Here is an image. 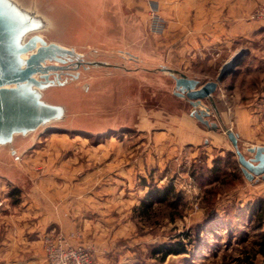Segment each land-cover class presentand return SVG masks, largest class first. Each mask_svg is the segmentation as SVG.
I'll use <instances>...</instances> for the list:
<instances>
[{"label":"rangeland","instance_id":"1","mask_svg":"<svg viewBox=\"0 0 264 264\" xmlns=\"http://www.w3.org/2000/svg\"><path fill=\"white\" fill-rule=\"evenodd\" d=\"M127 2L147 4L150 21L152 7L162 6L159 0ZM260 36L264 40V30ZM250 46L264 49V41ZM242 66L239 76L220 83L218 104L249 156L253 142L264 143V104L253 119L252 67ZM152 79L138 87L145 117L134 115L132 121L139 125L106 133L49 130L36 135L17 159L0 155V258L5 260L9 242L19 238L18 227L26 226L21 237L41 239L42 247L46 234L64 233L72 244L89 249L93 264H264L259 252L264 220L256 217L264 206V180L244 176L224 133L206 135L182 117L166 125L164 111L176 113L183 104L167 89L165 76ZM137 83L125 79L124 91L110 106L136 96ZM104 121L102 113L95 121L98 130L107 126ZM215 162L219 173L211 172ZM169 185L181 199H153L144 214L142 204L152 200L146 198L152 190ZM30 227L44 231L35 235ZM179 242L184 252L162 258L159 248Z\"/></svg>","mask_w":264,"mask_h":264},{"label":"water","instance_id":"2","mask_svg":"<svg viewBox=\"0 0 264 264\" xmlns=\"http://www.w3.org/2000/svg\"><path fill=\"white\" fill-rule=\"evenodd\" d=\"M106 1L117 8L116 0ZM100 5L99 0H0V155L17 159L36 135L49 130L115 131L129 114L130 96L110 106L120 97V84L162 74L171 81L172 95L187 100L201 124L223 128L244 176L264 180V145L249 146L252 155H246L215 100L219 84L235 73L246 49L227 59L214 79L202 82L128 49L120 28L103 21ZM213 112L221 125L211 119ZM102 113L107 126L98 130L95 121Z\"/></svg>","mask_w":264,"mask_h":264},{"label":"crops","instance_id":"3","mask_svg":"<svg viewBox=\"0 0 264 264\" xmlns=\"http://www.w3.org/2000/svg\"><path fill=\"white\" fill-rule=\"evenodd\" d=\"M99 1H101L99 7L100 11L103 12L101 15L103 21L106 24L120 28V34L123 36L122 42L128 49L154 64H167L191 76L200 77L202 82L207 79H214L222 64L239 49L245 48V54H247L245 57H247L249 62L245 64L246 61L243 57L240 64L236 67L235 73L229 76H239L242 71L238 69H242V65H251L252 118L254 119L258 115L257 107L264 104V69L260 68L259 64L261 61L264 63V49H256V47H251L250 44H252L253 40L259 38L261 42L264 41L260 36V31L264 30V20L252 19L251 13L257 4L264 3V0H159L162 4L161 9H159V15L164 22L161 34L151 29L150 19L147 20L146 16L148 11L147 4L141 6L138 2L129 4L127 0H116L115 5L117 8L113 11L109 8V2L111 1ZM108 20L112 23H108ZM205 67H216L217 69L213 73L210 71L211 69L207 70ZM258 75L262 80L258 81L256 79ZM152 77L138 81L133 86L136 89V96L128 94L130 101L129 105H127L129 113L127 123L118 129L128 130L133 126L139 125L141 121H132L134 115L140 117L141 120L145 117L144 101L141 100L143 93H141L142 90L138 92V87L143 89L145 85L143 82L153 80ZM166 80L167 85L171 84L168 78ZM167 85H164V88ZM167 89H170L169 86ZM218 90L215 93L216 105L222 121L230 126L224 111L219 107L218 103L221 95ZM173 97L182 103L183 106L176 113L164 111L166 114L164 117L168 119V122H165L166 125L175 118L182 117L194 123L206 135L217 136L220 133H224L226 139L230 142L223 128L218 131L209 130L190 114L192 106L187 100ZM139 100H141L140 105ZM242 105H244L242 107L246 108L249 104ZM211 119L219 122L215 112L212 113ZM150 120L156 121L154 118ZM160 122L162 123V121ZM219 124L221 125L220 122ZM232 129L235 130L234 128ZM235 132L240 140L239 133ZM252 145H264V143L253 142ZM25 228L26 226L23 228L18 227L22 232H24ZM42 230L44 231V228L40 229L41 232H36L35 228H28V231H32L31 233L40 234V236L42 235ZM68 231L66 230L67 234L71 232ZM22 232H19V238H14V242H9L7 256L5 260L0 258V264L45 263V252L41 239L34 240L28 239L26 236L21 237ZM72 240L74 243L78 242L75 238ZM20 242L23 244H20ZM33 250L35 251L34 254ZM10 256L13 258H10Z\"/></svg>","mask_w":264,"mask_h":264},{"label":"built area","instance_id":"4","mask_svg":"<svg viewBox=\"0 0 264 264\" xmlns=\"http://www.w3.org/2000/svg\"><path fill=\"white\" fill-rule=\"evenodd\" d=\"M159 6L151 9V29L161 34L164 22L159 15ZM254 20L264 19V3L259 4L251 14ZM45 264H93L92 255L87 247L75 245L64 233L46 234L43 239Z\"/></svg>","mask_w":264,"mask_h":264},{"label":"trees","instance_id":"5","mask_svg":"<svg viewBox=\"0 0 264 264\" xmlns=\"http://www.w3.org/2000/svg\"><path fill=\"white\" fill-rule=\"evenodd\" d=\"M219 162V161H218ZM218 162H215L214 166L211 168V172L212 173H219L221 168L218 164ZM14 193H19V190H15ZM170 196H175L176 200H180L181 196L178 195L177 193H175V188L173 185H169L164 189H154L152 190V192L150 193V195H148L146 198H152V200H146L143 201L142 204V209H143V213L146 214L148 213V210L150 208V206H152V202L153 199H162L163 201H166L169 199ZM17 202H19V200H17ZM256 217H258L259 222H262L264 220V206H260L258 208V210L256 211ZM159 250H161V252H163V256L162 258H165L167 255H169L170 253H182L186 250V248L184 247V245L179 242L173 246H162L161 248H159ZM259 252H261L264 255V239L260 242V249Z\"/></svg>","mask_w":264,"mask_h":264}]
</instances>
